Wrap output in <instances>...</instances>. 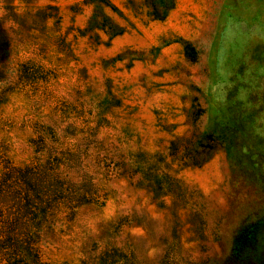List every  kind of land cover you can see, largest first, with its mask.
<instances>
[{"label":"rangeland","instance_id":"374dc122","mask_svg":"<svg viewBox=\"0 0 264 264\" xmlns=\"http://www.w3.org/2000/svg\"><path fill=\"white\" fill-rule=\"evenodd\" d=\"M0 264H264V0H0Z\"/></svg>","mask_w":264,"mask_h":264},{"label":"trees","instance_id":"16d2710c","mask_svg":"<svg viewBox=\"0 0 264 264\" xmlns=\"http://www.w3.org/2000/svg\"><path fill=\"white\" fill-rule=\"evenodd\" d=\"M2 251H0V253H1ZM11 264H15V263H13V262H11Z\"/></svg>","mask_w":264,"mask_h":264}]
</instances>
